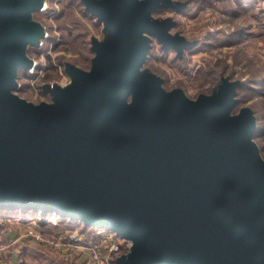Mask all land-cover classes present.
<instances>
[{
    "label": "water",
    "instance_id": "water-1",
    "mask_svg": "<svg viewBox=\"0 0 264 264\" xmlns=\"http://www.w3.org/2000/svg\"><path fill=\"white\" fill-rule=\"evenodd\" d=\"M105 24L91 73L68 64L74 84L49 87L54 106L12 95L39 46L30 20L44 0H0V210L105 228L134 241L122 264H264V162L254 114L237 104L236 83L195 102L168 96L149 70L136 87L152 39L179 55L194 43L153 21L165 0H82ZM145 33V35H144ZM229 81V82H228ZM133 95V104H126Z\"/></svg>",
    "mask_w": 264,
    "mask_h": 264
},
{
    "label": "rangeland",
    "instance_id": "rangeland-1",
    "mask_svg": "<svg viewBox=\"0 0 264 264\" xmlns=\"http://www.w3.org/2000/svg\"><path fill=\"white\" fill-rule=\"evenodd\" d=\"M47 2L50 5L47 9L43 7L30 18L43 25L47 38L45 35L39 46L31 45L27 50L30 59L39 60L43 57V62L30 67L35 68L34 72L29 73L30 68H19L18 71L22 69L24 72L16 77L17 88L14 90L18 97L38 103L50 99L49 87L52 82L61 79V71L63 75H69L74 84L73 77L67 72L68 64L86 71L91 68L96 53L92 48L94 41H97L91 33L93 30L102 31V24L105 27L97 15L85 11L86 6L82 0ZM180 4L184 6L183 11H171L165 20L176 23L170 30L171 34H178L194 43V47L185 50L181 59L177 49L165 50L156 37L150 36L151 52L142 66L144 72L149 70L162 79L161 86L167 92L165 96L180 89L186 99L185 92L189 89L198 90V97L201 94L215 96L218 81L222 78L229 80L228 77L231 76L234 80L244 81L245 87L240 92L242 102L231 106L226 116L233 118L242 109L249 108L254 114V133L259 129L264 130V0H184ZM106 33L105 42L110 38ZM140 69L136 83L138 88L143 86L144 72ZM260 83L263 84L262 87L259 86ZM205 85L212 87L206 89ZM252 88L257 92H252ZM54 100L57 104V100ZM254 137L260 151L264 152V133L257 132ZM10 212H19V215L10 217V223L5 228L0 227V247H4L8 241L13 243L8 249L9 256L17 258V255L22 254L26 259L23 264H83L84 260L87 264L89 253L82 248L70 245L51 248L37 241L36 236L40 230L33 222L36 214L41 216L40 213L18 209ZM46 218L49 223L54 224L64 220L56 213H51ZM2 221L0 219V223ZM78 222L70 224L82 226L83 223L79 226ZM22 223L24 225L20 226ZM108 235L104 238L106 246L116 240L111 233ZM32 250L35 252L30 253ZM3 260L0 253V264Z\"/></svg>",
    "mask_w": 264,
    "mask_h": 264
},
{
    "label": "built area",
    "instance_id": "built-area-1",
    "mask_svg": "<svg viewBox=\"0 0 264 264\" xmlns=\"http://www.w3.org/2000/svg\"><path fill=\"white\" fill-rule=\"evenodd\" d=\"M75 227L76 226L70 225L64 231V234H60L58 238L44 236L42 232H40L39 234H37L36 239L40 244L49 245L51 246V248H60L62 246L68 245L72 247L82 248L89 253L87 264H117V262L114 261V253L122 248L120 239L124 237L117 235L112 231L101 230L104 231L101 232L100 229L93 228L95 229L97 235L101 237V239L91 240L88 239L84 234L80 233L78 230L75 231ZM109 233H112V236L116 240L112 243L110 242V244L106 246L107 242L106 240H104V238L107 237ZM11 245L12 244L10 242L6 243L4 247H0V253L2 254L4 259L2 264H23L26 259L22 254H19V256L17 255V258H14V256H9L8 249ZM79 259L81 258L79 257ZM83 264H86V260H84Z\"/></svg>",
    "mask_w": 264,
    "mask_h": 264
},
{
    "label": "clouds",
    "instance_id": "clouds-1",
    "mask_svg": "<svg viewBox=\"0 0 264 264\" xmlns=\"http://www.w3.org/2000/svg\"><path fill=\"white\" fill-rule=\"evenodd\" d=\"M144 2H145V0H138V3H144ZM170 2L172 4H180V3L184 2V0H170ZM49 6H50L49 3L47 2V0H45L44 8L47 9ZM171 10L172 9H161V10H158V11H154V12H152L150 14V18L153 21H164L165 18L168 15L171 14ZM101 29H102V31L93 30L92 33H91V35H94L95 36V38L98 41V43H104L106 41V39H107V33L105 32V27H104L103 24L101 25ZM144 35H145V33H144ZM89 38H91V36ZM30 47H31V44H29V45L26 46V58L27 59H28V52H27V50ZM96 56H97V54L95 53L94 59H96ZM41 62H43V57H41L39 60H33L32 61V65H34L35 63H41ZM92 67H93V65L91 66L90 69H88L87 71H83V72L90 74L91 71H92ZM34 71H35V68L34 67H32V68H30L28 70L29 73L30 72H34ZM140 71L141 72H144L143 67L140 69ZM22 72H24L22 69L18 71L17 78L20 75V73H22ZM16 83H17V80H16ZM57 84H58V86H59V88L61 90H65V89L69 88L73 84V80H72V78L69 75H63V72L61 71V79L58 80V81L52 82L51 87L52 88H55L57 86ZM211 87H212L211 85H205V88L206 89L207 88H211ZM162 90L165 93H167L163 88H162ZM12 95L17 97V91L12 92ZM185 95L188 98L187 100H191V101L195 102L197 100L198 95H199V91L198 90L189 89V90H187L185 92ZM21 100L26 101L23 98H21ZM26 102L29 103V104H31V105H33V106H36V107H39L41 104L47 105V106H54V104H55V100H54V98L51 95H50V99H48L47 101H44V102H39L38 103V102H35L34 100H28ZM132 103H133V97L132 96H129L127 98V104L128 105H131ZM252 143L257 146V139H256V137H254L252 139ZM259 157H260V160L262 162H264V152L259 151ZM121 247L123 248V251L117 250L115 252L116 259H119L121 257H128L131 254L132 250H133L134 241H132L130 239H124L123 238V240L121 241Z\"/></svg>",
    "mask_w": 264,
    "mask_h": 264
},
{
    "label": "trees",
    "instance_id": "trees-1",
    "mask_svg": "<svg viewBox=\"0 0 264 264\" xmlns=\"http://www.w3.org/2000/svg\"><path fill=\"white\" fill-rule=\"evenodd\" d=\"M242 3V2H240ZM181 5V4H179ZM160 9H172L171 11H175V12H181L183 11L184 9V6L181 5L180 6H165V7H162ZM86 12L88 13H91L87 10H85ZM92 14V13H91ZM94 15V14H92ZM176 24V23H175ZM175 26V25H174ZM243 33V32H242ZM242 33H240L241 35H243ZM240 35V36H241ZM47 38V35L46 37ZM164 49V48H163ZM93 50V49H92ZM166 50V49H165ZM170 49H168L169 51ZM94 51V50H93ZM95 52V51H94ZM151 52V48L149 50V53ZM184 56V52L182 54H178V57H181V59H183L182 57ZM67 65V64H66ZM152 73V72H151ZM230 78L229 80H231L230 82H235L236 83V91H237V95H236V99H237V104H240L242 101L240 100V92L241 90H243V88L245 87V84L246 82L244 81H239V80H234L231 76L228 77ZM254 81H257V80H254ZM219 84L217 86V90H219L220 86L224 83V79L222 78V80H219L218 81ZM261 84V85H260ZM259 86L262 87V83H260ZM162 85V84H161ZM220 85V86H219ZM253 89V88H252ZM252 92H257L255 89L252 90ZM235 105V106H236ZM257 132H260V133H264V130H257ZM256 132V133H257ZM2 211V213L0 214V216H2L0 219H2L3 221L0 223V227L1 229L5 228L7 226V224H9L10 222H8V219L10 217H16L17 215H19V212H14V213H11L9 210H0ZM17 213V214H16ZM13 215V216H12ZM22 215V214H20ZM25 217H27V215H25ZM47 216H37L36 214V219L35 221L33 222V224H37V229L40 230V232H42V234L44 236H48V237H52V238H58L60 236V234H64V231L71 225L70 224V221L67 220V219H64V220H59V223L58 224H54V223H49L47 218ZM14 224H18V222H15L13 221ZM82 222L79 221L78 224L80 226ZM24 225L23 223L20 225L22 226ZM26 225V224H25ZM82 226L80 227H75L78 229V231L82 234H84L88 239H91V240H100L101 237L97 235L95 229L91 228V227H88V226H85L84 224H81ZM74 228V229H75ZM72 229V228H71ZM7 243H10L9 241ZM12 246H13V243H12ZM11 246V247H12ZM23 250H25V248H23ZM22 250V252H23ZM119 251H123V248H121ZM31 252H35L34 250L30 251ZM114 261L117 262V264H120V258L119 259H116L115 257V253H114Z\"/></svg>",
    "mask_w": 264,
    "mask_h": 264
},
{
    "label": "bare ground",
    "instance_id": "bare-ground-1",
    "mask_svg": "<svg viewBox=\"0 0 264 264\" xmlns=\"http://www.w3.org/2000/svg\"><path fill=\"white\" fill-rule=\"evenodd\" d=\"M40 213V212H39ZM78 221H81L82 223H83V221L82 220H78ZM74 222H77V221H74ZM84 224V223H83ZM88 227H92V228H97V227H94V226H88ZM98 229H100V228H98ZM103 229H105V228H102V229H100V231L101 230H103ZM106 231H111V230H108V229H105ZM104 230V231H105ZM104 231H101V232H104ZM113 232V231H112ZM115 234H117L116 232H114ZM112 234V233H111ZM117 235H119V234H117ZM121 236V235H120ZM121 240H123V238L121 239Z\"/></svg>",
    "mask_w": 264,
    "mask_h": 264
}]
</instances>
